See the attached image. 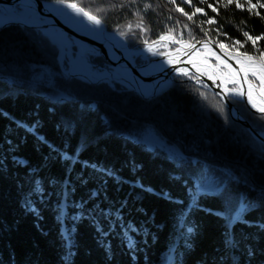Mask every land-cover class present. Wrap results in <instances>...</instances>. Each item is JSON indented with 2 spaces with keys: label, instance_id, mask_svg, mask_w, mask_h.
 I'll return each mask as SVG.
<instances>
[{
  "label": "trees",
  "instance_id": "obj_1",
  "mask_svg": "<svg viewBox=\"0 0 264 264\" xmlns=\"http://www.w3.org/2000/svg\"><path fill=\"white\" fill-rule=\"evenodd\" d=\"M65 2L140 49L171 34L264 52V9L205 6L215 23L199 31L164 0ZM59 54L41 31L0 32V264H264V144L221 99L180 75L146 101L66 78Z\"/></svg>",
  "mask_w": 264,
  "mask_h": 264
},
{
  "label": "water",
  "instance_id": "obj_2",
  "mask_svg": "<svg viewBox=\"0 0 264 264\" xmlns=\"http://www.w3.org/2000/svg\"><path fill=\"white\" fill-rule=\"evenodd\" d=\"M11 0H0V5H2V12L6 15V21L5 23H0V32L10 26H20L26 29L31 30H38L43 32V34H46V31H56L65 35H68L70 38L73 39L75 42V45L80 49L81 53L78 57V59L82 62L87 63L90 67H94V64H92L89 60H85L83 57L87 54L89 50L94 51L97 56L103 57L109 64V67H104L103 70L107 74V79H104L100 82L104 83H119L122 86H125L129 91L136 93L141 98L145 99L146 101H151L164 93H166L173 85L174 82V76L177 74V71L179 70H187L193 75H195L196 80L193 81L195 84H201L205 86L210 92L218 96L221 101L224 103V105L228 108L230 111L232 118L234 122L242 129L247 130L252 134V136L259 141L260 143L264 144V133L259 132L255 127H253L242 115L240 110L235 106V104L232 102V98L239 97L242 101L245 102L248 109L256 116H264L262 115L257 108H254L251 103L248 102L247 99V84L243 83V74L242 71L239 72V76L237 77V80L240 85H242V88L245 92L244 96L239 95H233L231 94L228 89H231L233 86L232 83H222V80H225L222 77V74L220 72L219 67L225 69L224 64L221 63V61L215 60L214 63H209L208 66L213 70L212 77L213 79H209L208 73H202L198 67L191 63H183L179 61L175 57V53L165 54L160 57H157L156 59L148 61L145 65L139 66L137 64V57L131 58L128 56L127 53H136V55H141L144 51L148 50L149 47L151 49L159 48L162 45H171L177 48L178 52L186 51V47L184 46L185 43L179 41L176 37L173 35H165L168 37L165 40L158 39L157 41L153 43H146L145 48L142 50H138L137 47H132L130 43L121 35L117 33L110 32L106 25L101 21L99 25H96L89 21L86 17L85 19L90 22L92 27H96L97 31L100 34L101 40L96 39H90L85 35V31L81 28H78L76 26L70 25L65 19L56 16L53 13L47 12L42 8V5L44 4H54V2H48V1H42V0H30L35 5L34 11L38 13L39 17L41 18V21L38 22H28L26 20H17L12 19L7 14V7L6 2ZM65 4V3H62ZM66 5V4H65ZM109 35L115 36L119 41L121 42V45H117L112 40H110ZM173 40H178L179 43H174ZM120 44V43H119ZM188 45H192L195 49L198 48H210L216 55H218L220 58L223 59L224 62L232 65L234 69H237L239 71L240 67L237 62L236 58H240L242 60H247L244 56L236 55L233 53H230L226 51L224 48L221 49L218 47L216 43H214L212 40H203L200 42H193L188 43ZM102 50L110 51L114 54H116L122 64V75L121 79H118L114 76L116 73V68L114 64L103 54L101 53ZM127 52V53H126ZM256 62H259L260 64L264 65V62L258 58L255 59ZM167 61L173 62V64L169 67V69L165 73H159L155 76H151L148 73L149 67L154 64H161L165 63ZM125 74H129V76L133 77L134 82L127 79ZM160 77H164L165 81L163 84H160L159 86L155 87V89L150 93H145L142 89L141 82L148 83L151 82L154 79H158ZM251 85L254 86L255 91H257V94L260 93L258 85L254 84L251 80ZM97 83V82H96ZM258 88V89H257ZM260 95V94H259Z\"/></svg>",
  "mask_w": 264,
  "mask_h": 264
},
{
  "label": "bare ground",
  "instance_id": "obj_3",
  "mask_svg": "<svg viewBox=\"0 0 264 264\" xmlns=\"http://www.w3.org/2000/svg\"><path fill=\"white\" fill-rule=\"evenodd\" d=\"M5 4L7 7V14L10 16V18L17 19V20H26L28 22H33V23L38 22L35 19H32V16L38 15V13H36L34 11L35 5L33 4L32 1H30V0H11V1H7ZM65 4H66V2H65ZM65 4H62L59 2H54V4L42 5V8L47 12L53 13L56 16L65 19L70 25H73V26H76L78 28L83 29L85 31V35L87 37H89L90 39L101 40L100 34L97 31L96 27H92L90 22L87 21L84 16L78 15L72 9L67 8ZM18 7L22 8L21 12L18 11ZM1 8H2V5H0V23H5L7 17L5 15V13H3L1 11ZM39 21H41V20H39ZM45 33L46 34H44V35L46 37H49L50 39H52L53 40L52 42L55 41L57 43H61V44H64L66 46H71L70 37L68 35H65V34H62V33L56 32V31H46ZM109 38L115 44L121 45V42L115 36L109 35ZM185 47H186L185 48L186 51H183V52L180 51L178 53L176 52L174 54L175 57L183 63H191V64L196 65L202 73H208L209 75H212L213 70L208 66V64L210 62H207L205 58L211 57L210 55H212L214 52L210 48H207V47L198 48V49H195L194 47H189V45H187ZM101 53H103L114 64V66L116 68V73L114 74V76L116 78L122 80L121 79L122 78L121 77V75H122V72H121L122 64H121L120 58L116 54H114L110 51H107V50H102ZM127 54L132 59L136 55V53H131V52L127 53ZM236 59H237V62L239 61L238 64H239L240 69L244 68L248 71V79L249 80L250 79L252 80V78H254L257 81H259L255 76H253L252 73H253V71H255L258 74H264V73H261L262 64H260L259 62H256L254 59H252V60H242L240 58H236ZM72 61H73V63H77L79 65V67H81L80 68L81 71H85L86 73H89L91 77H93L94 79H97L98 76H96L94 74V72L91 70V68L89 67V65L87 63L82 62L79 59H76L75 57H73ZM172 64H173V62H171V61H167V62L161 63V64H154V65L149 67V70H148L149 73L148 74L151 76H155L159 73H165ZM180 71H182V70H179L177 72H180ZM184 71H187V70H184ZM187 72H188L187 75H193L189 71H187ZM242 74L244 76L243 71H242ZM125 76L127 77V79L134 82L133 77L129 76V74H125ZM177 76H180L179 73L174 76V82H175V78ZM164 81H165V78L160 77L158 79L152 80L151 82L149 81L148 83L141 82L142 89L145 93H150L155 89V87L159 86L160 84H163ZM174 82H173V84H174ZM246 87L248 90L249 84H247ZM252 88H253V100L259 105L261 103V96L259 95L260 93L257 94V91H255L254 86H252ZM258 88H259V86H258ZM126 90L129 91L127 88H126Z\"/></svg>",
  "mask_w": 264,
  "mask_h": 264
},
{
  "label": "rangeland",
  "instance_id": "obj_4",
  "mask_svg": "<svg viewBox=\"0 0 264 264\" xmlns=\"http://www.w3.org/2000/svg\"><path fill=\"white\" fill-rule=\"evenodd\" d=\"M166 1L167 3H169V0H164ZM240 4L241 7L239 9L243 10V9H247L249 10L250 8V5L252 4H261L262 2L259 1V0H232V3H228L227 0H217L216 1V4L215 5H212L211 4V0H206L205 3H201L200 0H190V3H185L183 2V0H175V3H169V4H173L174 5V8L176 10L177 7H180V8H183L184 12H186V8H188L190 11H191V14L189 15H192L194 12H195V8H201L202 9V13H195L193 15V18L192 20H189L187 18V16L183 15L181 12L177 11L180 15H182L183 17H185L186 19H188L193 26L196 27V29H198L200 31V29L205 26V27H209L211 24H208L207 21L211 18H209L208 16V12L206 11L205 9V6L208 7V5H212V7H215L216 8V11L218 9V7L222 6V7H229L231 5H236V4ZM212 7H209L210 10H212ZM261 9H264V8H254L252 9L251 11L253 12H256L258 13ZM22 8L21 7H18V11L21 12ZM2 11V10H1ZM86 11V10H85ZM213 11V10H212ZM215 11V12H216ZM214 12V11H213ZM187 13V12H186ZM92 15V14H91ZM32 19H35L36 21H39L41 18L39 17V15L37 16H32ZM197 26H196V25ZM214 24V23H213ZM120 35V34H119ZM171 35V34H170ZM165 36V35H164ZM123 37V36H122ZM175 37V36H174ZM49 38V37H48ZM126 39V38H125ZM49 40L52 42L53 40L49 38ZM179 40V39H178ZM204 40H211V39H204ZM70 41H71V46H66L64 44H61V43H57V42H52V44H55L59 51H60V54H59V66H60V70L62 72V74L66 77V78H79L81 80H85V81H88L92 84H100V83H104V82H100L104 79H107V74L106 72L103 70L104 66H97V65H94V67H90L91 70L94 72V74L97 77V79H94L93 77L90 76L89 73H86L85 71H81L79 67V65L77 63H73L72 59L73 57H75L76 59H78L81 51L80 49L75 45V42L70 38ZM200 41H203V40H200ZM200 41H196V39L194 41H192L191 43L193 42H200ZM213 41V40H212ZM182 42V41H181ZM185 45L184 46H187L188 43L190 42H184ZM150 44V43H149ZM217 44V43H216ZM64 45V46H63ZM218 45V44H217ZM132 46V45H131ZM138 46V45H136ZM75 47H77V49H75ZM132 47H135V46H132ZM145 48V47H144ZM142 48V49H144ZM174 48V49H172ZM138 50H142L140 49L139 47H137ZM226 51L230 52V53H233V54H236V55H240V56H244V54H242L240 51H232V50H228L226 48H224ZM178 50L176 47L174 46H171V45H162L161 47H157V48H154V49H151V50H146L144 51L141 55H135L134 58H136L137 56V64L139 66H143L145 65L148 61L150 60H153V59H156L157 57H160L162 55H165V54H170V53H176ZM90 56H97V54L92 51V50H89L87 52V54L83 57L85 60H89L90 61ZM211 57H208V58H205L207 62H210V63H214L215 64V60L216 57H219L218 55H216L215 53H213L212 55H210ZM248 56H251L252 59H256L258 57L256 56H252V55H248ZM99 57V56H97ZM245 57V56H244ZM260 60H262L264 62V57L262 58H258ZM218 61H223L222 58L219 57V60ZM256 61V60H255ZM91 62V61H90ZM138 62H141V64H139ZM92 63V62H91ZM93 64V63H92ZM106 68V67H105ZM220 69V72L222 74V77L225 79V81L227 80V76L225 75V73H227L228 71L219 67ZM84 72V73H83ZM183 72H185L184 70L180 71V72H177V74L179 73V75H184ZM187 72V71H186ZM83 73V74H82ZM188 74V72H187ZM252 78V82L254 84H258L259 86V83L260 81H257L256 79ZM256 80V81H255ZM97 82V83H96ZM257 82V83H256ZM107 83V82H106ZM108 84H111L112 86H115L116 84L118 85H121L119 83H108ZM122 86V85H121ZM125 87V86H123ZM126 88V87H125ZM233 88V86L231 87ZM236 99H240L239 97H234ZM241 100V99H240ZM233 102V101H232ZM244 102V101H243ZM245 103V102H244ZM236 106V105H235ZM247 106V105H246ZM238 108V107H237ZM239 109V108H238ZM250 111V110H249ZM251 112V111H250ZM264 133V132H263ZM146 140L144 142V144L146 145H151V146H162L163 144L160 142V138L154 134L153 132H148L147 135L145 136ZM165 146V145H164ZM175 151V150H174ZM175 153H178L179 154V151H176Z\"/></svg>",
  "mask_w": 264,
  "mask_h": 264
},
{
  "label": "snow or ice",
  "instance_id": "obj_5",
  "mask_svg": "<svg viewBox=\"0 0 264 264\" xmlns=\"http://www.w3.org/2000/svg\"><path fill=\"white\" fill-rule=\"evenodd\" d=\"M59 3H65V0H58ZM183 2L185 3H190V0H183ZM201 3H205L206 0H200ZM227 2L230 4L232 3V0H227ZM169 3H175V0H169ZM66 7L72 9L73 11H75L78 15H82L84 17H86L89 21H91L92 23L99 25L101 23L100 19H98L96 16L91 15L89 12L85 11L82 7L78 6L76 3H66ZM208 7H212V5H208ZM237 8H240L241 5L240 4H236ZM254 8H264V3L261 4H252L250 5L249 11H251ZM212 10L215 12L216 8L212 7ZM176 11L181 12L183 15L187 16V18L189 20H192L193 15L195 13H202V9L201 8H195V12L192 15H189L188 13L184 12L183 8L177 7ZM203 14V13H202ZM259 14V13H257ZM208 24H213L215 23L214 20L209 19L207 21ZM139 27V25H138ZM141 30L143 31L144 29L141 28ZM244 36L247 37L248 40H251L253 42V44L255 45L256 40L253 39L252 36H250L247 32L244 33ZM168 37L166 36H161L160 40H165ZM257 39H264V36L258 37ZM174 43H179L178 40H173ZM145 43H147V41H145ZM236 44H240V41H236ZM189 47H193L192 45H189ZM218 47H220L221 49L225 48L224 44H219L218 43ZM149 50H151V48L149 47ZM260 55L262 57H264V52L260 53ZM244 56L247 60H252L251 56H248L247 53H244ZM217 60H219V57H216ZM239 62V61H238ZM221 63L224 64V67L226 69H228V72L225 73V75L227 76V80H222V83H232L233 84V88L228 89V91L233 94V95H239V96H244L245 92L242 88V85L239 84L237 77L239 76V72L243 71L244 72V76H243V83L245 84H249L248 90H247V99L248 102L252 104V106L254 108H257L258 111L264 115V74H258L257 72L253 71V76H255L259 81V91H260V96H261V103L258 105L254 100H253V88L251 85V82L248 79V71L244 68L239 69V71L237 69H234L232 67V65L221 61ZM261 73H264V65L261 66ZM184 75H187V72H183ZM209 79H213L212 75H209Z\"/></svg>",
  "mask_w": 264,
  "mask_h": 264
}]
</instances>
